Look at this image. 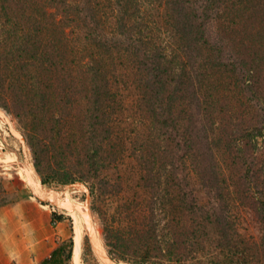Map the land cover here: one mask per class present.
Returning a JSON list of instances; mask_svg holds the SVG:
<instances>
[{
	"label": "trees",
	"instance_id": "obj_1",
	"mask_svg": "<svg viewBox=\"0 0 264 264\" xmlns=\"http://www.w3.org/2000/svg\"><path fill=\"white\" fill-rule=\"evenodd\" d=\"M0 94L43 184L119 203L117 261L248 264L249 220L264 243V0H0Z\"/></svg>",
	"mask_w": 264,
	"mask_h": 264
},
{
	"label": "rangeland",
	"instance_id": "obj_2",
	"mask_svg": "<svg viewBox=\"0 0 264 264\" xmlns=\"http://www.w3.org/2000/svg\"><path fill=\"white\" fill-rule=\"evenodd\" d=\"M0 94V109L4 110L11 119L12 125L17 129L26 139V149L30 162L32 163L38 179L42 182V175L37 172L34 165L33 155L30 149V145L27 142L26 137V127L28 124V118H21L9 113L4 107H2L3 101H6L5 96ZM4 104V103H3ZM27 119V120H26ZM258 146L262 143V136H258ZM6 159H14L10 164H1L3 166V171H0V206L8 202H12L14 198L18 197L17 191L23 194H32L26 180V176L22 172L20 165L24 163V156L22 154V146L17 138H15L9 131L7 123L0 119V162ZM10 165H15V169L10 167ZM67 166L69 164H66ZM63 167V166H62ZM19 169V170H17ZM66 169V168H64ZM69 171H79L80 167L76 165V162L71 161L69 166ZM66 169V170H68ZM63 171V170H62ZM66 173V172H65ZM78 174H75L77 177ZM61 179H66L63 176V172L59 173ZM68 178V176H67ZM59 179V178H58ZM70 179V178H69ZM77 179V178H76ZM93 177L88 174L86 181H74V182H61L60 180H52L47 186L49 188H56L60 191H65L67 185L82 182L86 185L90 192V209L92 212L93 220L95 223L96 230L103 244L106 246V242L103 237V223L111 221L112 216H117L116 210L119 205L118 202H108L104 201L102 198L98 197L96 194H92L93 186L99 183H93ZM119 184V183H118ZM135 184V183H132ZM131 183H120L119 185L127 187V185H132ZM130 195V192H128ZM17 195V196H16ZM64 197L69 199L71 202H77L84 204L86 195L83 191L78 189L69 190L66 189ZM122 197V196H121ZM36 198V197H35ZM37 199V198H36ZM118 199V198H117ZM39 202V200L37 199ZM42 205L48 206L54 213L62 214L63 220H65L68 238L61 246L63 247V252L59 255V263L57 264H103L95 255L90 240L88 238L87 229L82 216L77 212H64L59 210L47 202H41ZM251 219H254L253 217ZM121 223V222H120ZM241 232L247 247L243 254L246 255V260L244 257L238 254V257L248 264H264V243H263V233L258 223L252 220L247 221L241 225ZM255 244V245H254ZM71 245V249L69 248ZM107 250L109 248L106 246ZM71 251L69 259H66L68 252ZM244 256V255H243ZM74 259V261H73ZM122 262V261H121ZM124 263V262H123ZM201 264L200 262H197ZM54 264V263H51ZM129 264V263H128Z\"/></svg>",
	"mask_w": 264,
	"mask_h": 264
},
{
	"label": "crops",
	"instance_id": "obj_3",
	"mask_svg": "<svg viewBox=\"0 0 264 264\" xmlns=\"http://www.w3.org/2000/svg\"><path fill=\"white\" fill-rule=\"evenodd\" d=\"M20 194L0 207V264H51L53 252L68 238L65 220L55 219L32 195Z\"/></svg>",
	"mask_w": 264,
	"mask_h": 264
},
{
	"label": "water",
	"instance_id": "obj_4",
	"mask_svg": "<svg viewBox=\"0 0 264 264\" xmlns=\"http://www.w3.org/2000/svg\"><path fill=\"white\" fill-rule=\"evenodd\" d=\"M0 119L5 121L9 127L10 133L19 140L22 146V154L24 156V163L20 165L22 172L26 176L27 184L32 191L34 197H36L40 202H47L53 207L62 210L64 212H74L77 211L83 218L88 238L91 243V247L97 256V258L103 264H126L121 261L114 259L109 253L106 246L100 239L98 232L95 227L92 212L90 209V192L86 185L82 182H75L67 185L66 189L73 190L78 189L85 193L86 198L84 204L77 202H71L69 199L64 197L65 191H60L56 188H49L47 184H43L37 177L35 169L30 162L26 149V139L25 137L13 127L10 116L2 109H0ZM15 169V165H10ZM3 166L0 164V171H3ZM17 169V170H19Z\"/></svg>",
	"mask_w": 264,
	"mask_h": 264
},
{
	"label": "bare ground",
	"instance_id": "obj_5",
	"mask_svg": "<svg viewBox=\"0 0 264 264\" xmlns=\"http://www.w3.org/2000/svg\"><path fill=\"white\" fill-rule=\"evenodd\" d=\"M14 161V159H6V160H4V161H1L0 162V164H10V163H12Z\"/></svg>",
	"mask_w": 264,
	"mask_h": 264
}]
</instances>
